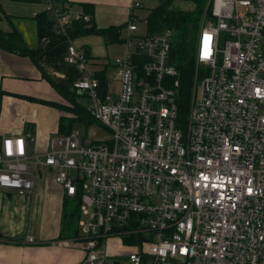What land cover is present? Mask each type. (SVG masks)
<instances>
[{
  "label": "built area",
  "instance_id": "obj_1",
  "mask_svg": "<svg viewBox=\"0 0 264 264\" xmlns=\"http://www.w3.org/2000/svg\"><path fill=\"white\" fill-rule=\"evenodd\" d=\"M45 5L69 41L65 62L85 73L72 87L92 99L87 109L107 133L85 141L56 131L32 154L31 133L5 136L0 188L31 197L43 168L79 197L82 235L63 241L80 242L77 264H107L112 238L126 239L131 264H264V0H209L185 108L173 29L141 34L128 21L113 60L118 89L102 94L69 34L91 16Z\"/></svg>",
  "mask_w": 264,
  "mask_h": 264
},
{
  "label": "crops",
  "instance_id": "obj_2",
  "mask_svg": "<svg viewBox=\"0 0 264 264\" xmlns=\"http://www.w3.org/2000/svg\"><path fill=\"white\" fill-rule=\"evenodd\" d=\"M143 1L149 4L147 0H57V4L71 13H84L83 3L92 5L90 16L98 28L124 26L119 38L109 42L97 33L72 38L73 43L88 52L87 70L96 77L98 69L106 68V87L107 70L111 69V75L113 71V62L110 66L105 58L108 44L121 43L119 55L123 54V28L132 18L145 19L154 7L145 6ZM176 1L178 8L174 6ZM193 4L190 0H173L170 8L191 11ZM42 11L47 12L45 0H0V143L8 135L31 133L34 141L27 143L29 154L44 152L50 136L58 131L60 117L70 116L62 107L71 103L51 81L70 88L85 75L77 64L65 62L67 39L57 36L54 44L46 46L48 43L39 37L36 15ZM48 18L52 19L50 15ZM46 175L45 181L38 178L31 197L0 188V264H77L84 257L80 242L66 244L63 241L70 237L60 236L67 197L53 174ZM79 218L80 211L77 220L80 236ZM28 236L34 241L29 242ZM115 240L119 247L126 248V239H110L107 264H121L111 246Z\"/></svg>",
  "mask_w": 264,
  "mask_h": 264
},
{
  "label": "trees",
  "instance_id": "obj_3",
  "mask_svg": "<svg viewBox=\"0 0 264 264\" xmlns=\"http://www.w3.org/2000/svg\"><path fill=\"white\" fill-rule=\"evenodd\" d=\"M196 7L193 11H186L180 9L170 8L172 0H162L156 7L149 10L145 21L148 26L149 32H155L164 28H170L175 31V39L172 43L171 59L179 68L183 80V99L182 108L186 107L189 83L192 78V72L194 68L193 52L195 46L196 33L200 26L202 15L205 13L209 16L211 13L209 0H190ZM83 12L89 15L92 14V5L82 4ZM38 23L39 37L48 36L50 42L46 45H52L58 35L52 28V21L48 18L47 12L42 11L36 15ZM120 26H110L107 28L96 27L94 21L91 19L89 22H85L82 19L74 21L71 24L69 34L71 38L87 34H101L107 42L117 40L119 38ZM65 38L64 36H61ZM88 57V52H86ZM106 66V64H105ZM96 77L98 78L100 87L99 92L105 94L106 92V68H100L96 71ZM52 82L53 87L70 103L71 106H64V110L70 113V116H61L58 125V131L62 133H68L72 130L71 125L74 120L91 121L94 120L90 112L86 107L77 104L74 100V94L78 91L72 86L69 88L63 84ZM85 94V93H83ZM55 106H60L58 103H53ZM79 197L70 199L67 197L64 200L63 208V227L60 236H69L70 238H78L77 220L79 217Z\"/></svg>",
  "mask_w": 264,
  "mask_h": 264
},
{
  "label": "rangeland",
  "instance_id": "obj_4",
  "mask_svg": "<svg viewBox=\"0 0 264 264\" xmlns=\"http://www.w3.org/2000/svg\"><path fill=\"white\" fill-rule=\"evenodd\" d=\"M149 2V4H147L145 1H143V4L145 6H154L156 7L157 4H159L162 0H147ZM173 1V0H172ZM172 3V2H171ZM182 3V2H181ZM178 2L176 1L174 3V6H176L178 8ZM183 4V3H182ZM156 5V6H155ZM152 7V8H154ZM196 5L193 4V7L191 8L193 11L195 9ZM180 8V7H179ZM183 9V8H180V10ZM136 25L138 27V32L141 33V34H144L146 32H148V26H147V23L145 22V19L143 18H138L136 19ZM201 24V22H199ZM121 48H122V45L121 43L119 42H112V43H109L108 44V49H107V56L108 57H105L106 58V61L110 63V66H111V63L113 62L114 58L116 56H118L121 51ZM108 90L109 91H116L118 89V82L114 79V77L111 75V69L108 68ZM200 78L198 79L197 81V90L199 91L200 90ZM74 100L76 101L77 104H80L82 105L83 107H88L90 104H92V99L87 96L86 94H83V93H75L74 94ZM71 128H72V131H76L78 136L85 140V141H90V140H93V139H97V138H102L104 135H106L107 133V130H105V128H103L101 125H99L95 120H91V121H82V120H74L72 122V125H71ZM30 170H33L34 169V166H30L29 167ZM39 174V177H41L40 179L41 182L42 181H45V178H46V173L47 171L44 170L43 168L40 169V171L38 170L37 172ZM33 198L31 199V205L29 206L30 209L33 205ZM115 248V252H116V257L121 261V264H131L128 259L125 257L132 249L131 248H124V247H119L118 245V242L117 240H115L113 242V245H111ZM110 248V246L107 247V249Z\"/></svg>",
  "mask_w": 264,
  "mask_h": 264
},
{
  "label": "bare ground",
  "instance_id": "obj_5",
  "mask_svg": "<svg viewBox=\"0 0 264 264\" xmlns=\"http://www.w3.org/2000/svg\"><path fill=\"white\" fill-rule=\"evenodd\" d=\"M86 53V52H85ZM87 56V55H86Z\"/></svg>",
  "mask_w": 264,
  "mask_h": 264
}]
</instances>
